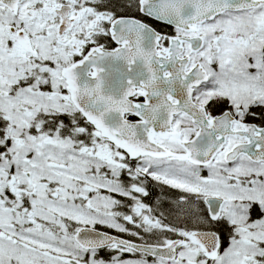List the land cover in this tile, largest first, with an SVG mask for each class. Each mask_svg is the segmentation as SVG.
Listing matches in <instances>:
<instances>
[{
  "label": "snow or ice",
  "instance_id": "6c2138e0",
  "mask_svg": "<svg viewBox=\"0 0 264 264\" xmlns=\"http://www.w3.org/2000/svg\"><path fill=\"white\" fill-rule=\"evenodd\" d=\"M0 264H264V0H0Z\"/></svg>",
  "mask_w": 264,
  "mask_h": 264
}]
</instances>
